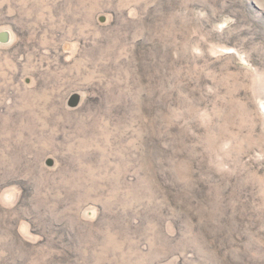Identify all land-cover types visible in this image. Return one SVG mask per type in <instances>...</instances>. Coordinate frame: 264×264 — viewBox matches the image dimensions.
I'll return each instance as SVG.
<instances>
[{
	"label": "rangeland",
	"instance_id": "rangeland-1",
	"mask_svg": "<svg viewBox=\"0 0 264 264\" xmlns=\"http://www.w3.org/2000/svg\"><path fill=\"white\" fill-rule=\"evenodd\" d=\"M1 31L0 264H264V0H0Z\"/></svg>",
	"mask_w": 264,
	"mask_h": 264
},
{
	"label": "water",
	"instance_id": "water-1",
	"mask_svg": "<svg viewBox=\"0 0 264 264\" xmlns=\"http://www.w3.org/2000/svg\"><path fill=\"white\" fill-rule=\"evenodd\" d=\"M10 41V33L9 31H1L0 32V43H8ZM81 101V95L79 93H74L70 96L68 100V106L71 108H76ZM47 166H53V159H48L46 162Z\"/></svg>",
	"mask_w": 264,
	"mask_h": 264
}]
</instances>
